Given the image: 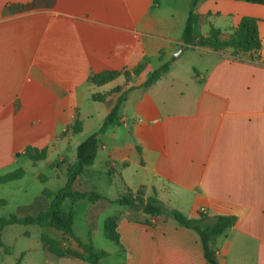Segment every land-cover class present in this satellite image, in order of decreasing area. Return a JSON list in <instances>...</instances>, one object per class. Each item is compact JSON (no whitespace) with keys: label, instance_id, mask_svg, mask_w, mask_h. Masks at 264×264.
Segmentation results:
<instances>
[{"label":"crops","instance_id":"0c3cea01","mask_svg":"<svg viewBox=\"0 0 264 264\" xmlns=\"http://www.w3.org/2000/svg\"><path fill=\"white\" fill-rule=\"evenodd\" d=\"M28 1L0 0V168L4 154L23 157L15 154L28 145L48 153L65 145L60 165H50L65 167L67 175L81 142L74 136L96 131L126 94L121 123L106 127L96 160L86 167L88 180L85 168L76 185L87 181L83 186L112 199L126 189L144 188L146 196L156 189L188 216L235 215L236 223L214 242L220 263L264 264V4L198 5L197 38L215 27L228 40L243 16L260 18L262 47L244 53L186 45L191 0H57L50 9L4 11ZM168 61L160 80L142 86ZM140 64L129 82L124 73L103 85L88 79ZM96 93L105 100L95 101ZM78 117L83 130L62 135ZM91 202L89 230L95 219L114 216H103L113 203ZM47 203L43 198L38 209ZM115 215H121L117 229L125 249L108 250L119 252L118 264H210L194 231L128 206Z\"/></svg>","mask_w":264,"mask_h":264},{"label":"trees","instance_id":"16d2710c","mask_svg":"<svg viewBox=\"0 0 264 264\" xmlns=\"http://www.w3.org/2000/svg\"><path fill=\"white\" fill-rule=\"evenodd\" d=\"M200 1L201 0H191L190 2V9L182 33V41L186 45L209 46L215 49L232 48L235 52L244 53L257 51L262 47V38L259 31L260 18L251 15H245L241 18L240 23L234 28L233 37L228 40L221 39V30L215 27L211 28V35L209 37L197 38L194 32V24ZM248 1L264 4V0ZM56 2L57 0H30L26 3H12L7 5L4 11L15 13L31 9H50L55 6ZM170 64L171 61H168L151 71L147 79L142 83V86L150 87L155 84L169 71ZM143 67L144 65L140 64L132 72L106 69L92 73L88 79L91 84L103 85L124 73L127 82H129L132 79V75L139 74ZM134 87L133 85L130 86L129 90ZM117 90H119V87L114 88V91ZM105 97V94L100 93L93 94L92 96L95 101H104ZM126 97V94L120 97L118 102L110 109L102 125L78 144L76 149V160L73 163L67 164L66 184L57 191L45 187L42 191V196L38 197L34 202L39 203L46 197L51 198L49 203L45 204L44 207H41L33 214L20 215L18 213H11L8 216H0V247L5 246L3 231L9 225L51 226L60 230L66 236L72 237L82 250L75 251L71 248H67L63 240L56 239L43 233L41 240L47 258L45 264H70V259L84 264H100V261L109 255V252L97 248L91 239H89L88 242L80 240L74 229L73 213L67 212L63 208V203L66 199H71L74 203L82 199H87L95 202H103L104 204L117 203L122 206H128L146 215L159 217L164 222L171 220L178 226L188 228L198 235L205 259L210 264H221L214 242L218 236L225 234L227 230L236 223L237 217L235 215L220 214L211 216L205 211H199L197 216H188L180 209L164 203L158 197L156 189L153 190L152 194L147 196L144 188L136 192L131 189H126L123 194L112 199L93 187H77L76 182L79 176L83 174L86 167L94 164L96 160L98 151L103 145L102 135L106 127L109 125H119L121 123L120 108L123 101L126 100ZM70 130L73 133L81 132L83 130V120L78 117L73 124L63 131L62 135H65ZM23 154L30 160L37 162L46 159L48 148L44 147L39 149L33 145H28L24 149ZM20 155L21 154L18 152L17 156ZM25 174L26 170L23 167H18L4 174H0V185L19 180L23 178ZM39 178L44 182L48 180V177L43 174H40ZM7 204V199L0 198V207ZM120 219L121 215H114L106 218L104 222V235L106 238L114 241L123 250L125 246L121 242L120 233L117 229ZM143 223L149 224V220L147 219ZM89 231L91 234L93 226H90ZM17 264H23L22 257L18 260Z\"/></svg>","mask_w":264,"mask_h":264},{"label":"rangeland","instance_id":"374dc122","mask_svg":"<svg viewBox=\"0 0 264 264\" xmlns=\"http://www.w3.org/2000/svg\"><path fill=\"white\" fill-rule=\"evenodd\" d=\"M180 9L182 6L181 1H178ZM87 136L77 134L74 136L75 141H83ZM81 139V140H80ZM65 145L58 149H50L46 159L39 162H34L26 156L10 159L7 154H4V160L6 164L1 166L0 174H4L8 171L14 170L18 167H23L26 170V174L23 178L15 180L6 184L0 185V198L8 200V204L0 207V216H8L11 213H18L20 215L33 214L38 210L39 203H34L38 197H41L42 191L45 187L50 188L53 191H57L62 188L67 181L66 168H53L50 162L55 160V165H60L59 155L62 153V149ZM74 151L76 148H73ZM21 155L23 151L19 152ZM20 155V156H21ZM17 157V153L15 154ZM73 160V159H72ZM71 160V161H72ZM35 163H37L35 165ZM84 177L88 180L89 169L86 168ZM43 174L48 177L46 182L39 178V175ZM83 185H89L88 182H81L78 188ZM46 198V197H45ZM51 201V198H48ZM33 205H30L32 204ZM94 203L89 200H82L73 203L71 199H66L63 204V208L67 212H72L75 218L74 229L77 236L83 242H88L89 239L93 241L95 246L100 249L109 251L108 248H114L118 251L119 246L112 240L108 239L104 235L103 223L104 220L95 219V225L93 231L90 234L89 226L87 222V213L90 211L91 205ZM29 207H25L28 206ZM111 208L103 212L104 217L108 215L116 214L124 208L120 204L113 203ZM95 209V208H94ZM135 217V216H134ZM89 220V218H88ZM98 228V230H96ZM43 233L50 235L56 239H61L67 248H71L75 251H81L82 249L70 236H66L60 230L51 226H38V225H21L13 224L7 226L3 231V237L5 246L0 247V264H17L18 260L22 257L23 264H45L47 258L44 251V246L41 240ZM119 253V252H117ZM114 252H110V255L100 261V264H118L121 261V255H117ZM70 264H84L73 261L70 259Z\"/></svg>","mask_w":264,"mask_h":264},{"label":"water","instance_id":"95a60500","mask_svg":"<svg viewBox=\"0 0 264 264\" xmlns=\"http://www.w3.org/2000/svg\"><path fill=\"white\" fill-rule=\"evenodd\" d=\"M176 56H178V54H176Z\"/></svg>","mask_w":264,"mask_h":264}]
</instances>
